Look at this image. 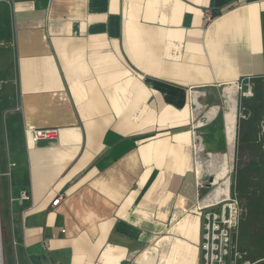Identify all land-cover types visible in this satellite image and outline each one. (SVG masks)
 <instances>
[{"label": "crops", "instance_id": "0c3cea01", "mask_svg": "<svg viewBox=\"0 0 264 264\" xmlns=\"http://www.w3.org/2000/svg\"><path fill=\"white\" fill-rule=\"evenodd\" d=\"M246 78L264 82V0H0L5 264H200L210 192L189 93L219 110L201 132L218 155L223 89ZM251 99L245 158L249 141L264 150ZM34 129L58 137L35 144ZM258 200L264 223V189Z\"/></svg>", "mask_w": 264, "mask_h": 264}, {"label": "rangeland", "instance_id": "374dc122", "mask_svg": "<svg viewBox=\"0 0 264 264\" xmlns=\"http://www.w3.org/2000/svg\"><path fill=\"white\" fill-rule=\"evenodd\" d=\"M253 90L254 97H256H253L251 100L254 102L260 100V107L262 108L257 113L255 111L252 118H259L260 122L263 123L264 101L262 98H264V82L253 81ZM236 104L237 96L233 95L231 96V104L227 110V105L223 98L220 119H224L226 115L227 130L225 129V134L228 138L226 140L229 142V144H225V151L218 153V155L214 154L211 160L199 159L198 168L200 170L204 169L209 173L204 175V183L208 186L209 190L204 191L201 196L204 197L215 189L206 198L210 202L209 204H211L224 197L230 189L232 197L238 200L242 211L238 228L233 233L234 240L248 260L256 264H264V260L258 261V259L264 258V223L258 210V206L260 205L258 199H260L261 192L264 189V150L258 151L257 148L255 149L254 143L249 141V151H252L250 153L251 157L245 158L243 153L240 152L241 149L239 151V145L245 146V141L242 137V125L245 123L246 118L249 119V101L247 102L245 98H242V102L239 101L237 108ZM254 108H257V103ZM209 110L210 108L208 107L207 111ZM236 133L237 136L240 134L241 137H239V144L237 137V143L234 145ZM218 150H222V145L218 147ZM10 158L12 159L11 154ZM7 161L5 139L2 141L0 138V174H3ZM211 178L215 180V184L212 187L207 183ZM0 179L3 181L4 178ZM249 186L255 189V196L252 199L253 204L251 206H249ZM0 221L2 220L0 219ZM2 226L1 222V231L3 232ZM3 245L5 252V244ZM11 258L12 255L9 257V261Z\"/></svg>", "mask_w": 264, "mask_h": 264}, {"label": "built area", "instance_id": "2783aa9c", "mask_svg": "<svg viewBox=\"0 0 264 264\" xmlns=\"http://www.w3.org/2000/svg\"><path fill=\"white\" fill-rule=\"evenodd\" d=\"M212 18L213 16L211 14L205 16L206 21H211ZM222 95L227 106H230L231 96L233 95L237 96V104L241 98H253L255 94L252 79H242L225 86ZM204 96V93L192 91L189 93L193 148L197 164V175L199 176L197 177V188L199 189L203 187V177L207 171L204 169L198 170V161L200 158L211 160L213 156L212 154L206 153L201 132L216 119V114L219 111L216 108H211L208 112H205L207 107L203 106L199 101V99ZM242 118H244V116H242ZM28 133L31 134L32 142L35 144L40 142H53L58 137V131L55 129L26 130V134ZM211 179L207 183L212 187L214 186L213 178ZM19 199L29 202V193L27 191H22L19 195ZM61 199L62 198L59 197L55 200L53 206H57ZM174 207L176 210H186L182 205V196L178 197ZM197 209L204 213L203 235L200 245V264H256L245 257V254L241 252L234 240L233 233L238 228L242 211L238 200L232 197L230 189L222 199L209 205H203L202 202H200V204L197 205ZM95 264L101 263L97 262Z\"/></svg>", "mask_w": 264, "mask_h": 264}, {"label": "bare ground", "instance_id": "6f19581e", "mask_svg": "<svg viewBox=\"0 0 264 264\" xmlns=\"http://www.w3.org/2000/svg\"><path fill=\"white\" fill-rule=\"evenodd\" d=\"M209 205V204H207ZM0 264H5L4 248H3V236L1 231V221H0Z\"/></svg>", "mask_w": 264, "mask_h": 264}]
</instances>
